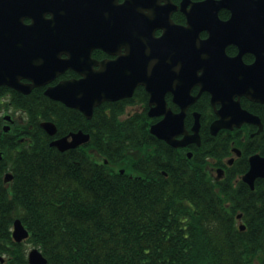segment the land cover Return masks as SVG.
Returning a JSON list of instances; mask_svg holds the SVG:
<instances>
[{
    "label": "trees",
    "instance_id": "trees-1",
    "mask_svg": "<svg viewBox=\"0 0 264 264\" xmlns=\"http://www.w3.org/2000/svg\"><path fill=\"white\" fill-rule=\"evenodd\" d=\"M35 94L14 101L38 120L32 145L16 156L18 142L0 137V165L14 173L10 186L0 188L12 193L0 196L8 210L0 213V236L4 245H15L19 264L27 259L23 243L11 236L16 218L48 264H264V179L255 190L242 181L213 182L196 155L174 165L178 151L151 134L154 119L147 113L121 117L125 109L118 102L103 103L88 120ZM43 119L56 122L58 135L82 128L91 140L59 151L49 144Z\"/></svg>",
    "mask_w": 264,
    "mask_h": 264
},
{
    "label": "water",
    "instance_id": "water-1",
    "mask_svg": "<svg viewBox=\"0 0 264 264\" xmlns=\"http://www.w3.org/2000/svg\"><path fill=\"white\" fill-rule=\"evenodd\" d=\"M49 4L58 3L56 0H0V84L8 83L18 87L10 82L7 74L11 71L8 67L13 65L17 68L19 64L16 60H7V56L17 52V47L8 45L6 40L20 41V45H17L20 49L28 47L23 43L25 40L36 39V57H42L45 55L47 41L60 31V20L45 16V9L50 7ZM127 6L132 32L144 31L152 38L157 28L164 29L163 35L153 40L156 43L144 45L138 52L132 51V61L120 68L114 69L106 62L98 70H84V76L80 79L61 81L47 88V95L79 109L91 118L96 106L104 101L128 97L138 84L144 83L152 94L149 114L165 115L152 124L150 130L175 147L186 146L192 141L200 142L199 113L195 114L193 132L189 131L185 122L187 108L198 97H190V89L196 84L202 86L201 92L209 90L212 93L213 102L222 103L218 110L219 118L211 125L213 133L223 127L233 128L258 120L257 116L242 107L236 97L247 95L253 100L264 101V0H182L180 5L174 4L172 0H128ZM178 7L186 14L187 24H176L173 21L172 13ZM224 7L232 12L228 20H222L219 16L220 9ZM28 16H32V23L25 22ZM243 23H250L253 27L242 30L240 26ZM203 30L209 33L205 39L201 37ZM7 33L13 36H6ZM231 43L240 48L235 57H230L226 51L227 45ZM165 51H169L168 54H180L179 62L185 63L181 67L182 74L189 79L188 85L175 91V101L182 106L179 113H173L168 108L164 97L159 98L157 85L146 83L145 78L138 74L139 69L152 65V57ZM246 52L256 55L254 63L247 65L243 61V54ZM41 63L39 59L31 61L35 66L32 71L34 86L46 83L50 77L62 71L55 65L42 67ZM150 70L156 68H148L146 71ZM19 88L22 89L20 86ZM229 112L232 114L228 115ZM43 126L52 135L57 132L54 122H43ZM178 134H184L183 138H177ZM70 135L71 140L67 135L52 141L51 145L65 151L88 141L90 137L83 131L72 132ZM258 176H264V157L254 155L251 157V168L243 178L253 186ZM12 177L11 173H7L5 179L10 180ZM241 227L244 228V224ZM28 236L29 231L22 221L16 219L13 230L15 240L22 241ZM29 261L30 264L48 263V259L37 248L30 252Z\"/></svg>",
    "mask_w": 264,
    "mask_h": 264
},
{
    "label": "flooded vegetation",
    "instance_id": "flooded-vegetation-1",
    "mask_svg": "<svg viewBox=\"0 0 264 264\" xmlns=\"http://www.w3.org/2000/svg\"><path fill=\"white\" fill-rule=\"evenodd\" d=\"M181 1L172 0L176 5H180ZM56 2L58 4H49L50 7L45 9V16L59 19L61 22L60 31L53 34L47 41L44 56L36 57V39L25 40L23 43L27 44L28 47L23 46L20 49L17 46L20 45V41L6 40L8 45L13 48L17 47V52L7 56V60H11V62L16 60L19 64L17 68L13 65L8 67L11 71L7 74L10 76V82L18 87L8 83L0 84V103L10 105L9 109H0V127L2 131H0V137L2 139L4 136L12 138L11 140L5 139L9 144L14 140L18 142L15 146L16 156L19 151L32 145V136L38 129L35 125L38 123L37 119H30L26 110L17 109L13 105L16 99L34 100L36 99L35 93L37 90V92L45 94L39 96L40 99H44V96H47L60 102V100L53 99L46 94L47 88L55 86L61 81L80 79L84 76V70H98L106 62L114 69L120 68L123 64L132 61V51L138 52L144 45L156 43L153 40L161 37L164 33L163 28H157L152 38H149L144 31L132 32L131 16L127 6L128 0H56ZM222 12H225V14L222 15ZM231 15V10L226 7L219 11V16L222 20H228ZM172 19L176 24H187V16L179 7L173 11ZM32 21V16L25 18L27 24L32 23ZM252 27L253 25L250 23H243L240 26L242 30H250ZM15 34L20 35L19 32H15ZM6 36H13V34L7 33ZM208 36L207 30L201 32L203 39ZM226 51L230 57H235L239 54L240 48L237 44L231 43L227 45ZM168 53L169 51H165L152 57V65L139 69L138 74L145 78L146 83L157 85L159 98L164 97L168 108L173 113H179L182 110V106L175 101V91H179L180 87L188 85L189 82H187L188 78H185L182 74L181 67H184L185 63L179 62L180 54ZM36 59L41 60L42 63L40 65L42 67H53L55 65L56 68L62 69V71L50 77L46 83L34 86L35 80L32 77V71L35 66L31 64V61L35 62ZM255 60L256 55L253 52L243 54V61L247 65L254 63ZM162 67H165V69ZM148 68H156V70L146 71ZM187 77H189V74ZM201 88L200 84L191 87L190 97H198L187 108L185 119L186 127L190 132H193L192 126L196 119L195 114L199 113L201 123L199 130L200 142L192 141L186 146L177 147L172 145L178 151L176 159L172 160V163L174 165L186 163L188 158L193 159L196 155L195 159L204 165L208 177L213 182L226 181L228 183L233 180L236 184H239L242 181L251 190H255L256 182L259 179H264V176L256 177L253 186L243 176L251 168L252 156L260 155L264 157V101L253 100L247 95L236 97V100H240L242 107L257 116L258 120L245 122L242 126H234L233 128L223 127L217 133H213L211 125L219 118L218 110L222 107V103L213 102L212 93L209 90L201 92ZM151 97L152 94L146 84L140 83L135 87L132 95L106 102H118L120 106L123 105L125 110L120 111L119 115L121 117L147 113L154 119L151 122L153 124L163 119L165 115L149 114ZM245 102L247 106L244 104ZM101 110L109 111L105 105L101 107ZM79 112L87 119L83 112ZM231 114L232 112L228 113V115ZM189 117L192 118L190 125L187 124ZM44 121H47V119L39 120V124L45 130ZM84 123L88 127L89 122L86 121ZM93 123L94 128H96L97 123ZM79 130L84 131L82 128ZM75 131L77 130L67 129L61 135L55 134L50 138L49 144L51 145L53 140ZM85 132L89 133L88 131ZM183 136L184 134H178L177 138L181 139ZM69 138L71 139L72 136L70 135ZM87 142L80 144L79 147L87 144ZM1 152L3 153V151ZM93 154L98 157L97 151H93ZM15 164H18L17 160ZM240 168H245L246 170L238 173ZM10 170V165H0V171L3 172L0 175L1 189L3 187L8 188L14 180V176L10 180L5 179V174L11 172ZM0 196L4 199L6 196L11 197L12 193L4 190L0 192ZM7 211V209L0 207V213ZM12 232L13 240L20 243L14 239ZM21 242L23 243L22 246L27 259V263H25L30 264V252L35 247L29 244L27 239ZM14 246L13 243L4 245L0 236V264H19L15 256L17 250Z\"/></svg>",
    "mask_w": 264,
    "mask_h": 264
}]
</instances>
